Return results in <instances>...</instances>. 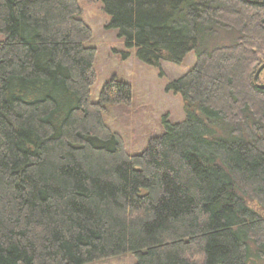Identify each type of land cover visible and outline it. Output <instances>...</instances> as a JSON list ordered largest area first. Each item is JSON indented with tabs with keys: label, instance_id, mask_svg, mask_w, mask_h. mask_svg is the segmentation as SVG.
Returning a JSON list of instances; mask_svg holds the SVG:
<instances>
[{
	"label": "trees",
	"instance_id": "trees-1",
	"mask_svg": "<svg viewBox=\"0 0 264 264\" xmlns=\"http://www.w3.org/2000/svg\"><path fill=\"white\" fill-rule=\"evenodd\" d=\"M150 66L195 62L168 89L184 118L139 153L90 97L95 48L78 0H0V264L264 260V0H99ZM218 31L232 43L212 45Z\"/></svg>",
	"mask_w": 264,
	"mask_h": 264
},
{
	"label": "rangeland",
	"instance_id": "rangeland-1",
	"mask_svg": "<svg viewBox=\"0 0 264 264\" xmlns=\"http://www.w3.org/2000/svg\"><path fill=\"white\" fill-rule=\"evenodd\" d=\"M78 3L80 17L92 32L86 44L95 48L90 97L96 101L103 84L112 78L129 85V100L106 105L101 117L122 137L126 151L139 153L151 137L161 134L163 119L175 122L184 118L181 96L169 90L168 85L192 67L195 53H187L180 64L161 61L159 66L147 65L137 57L136 48H125L117 29L107 28L110 18L99 0H78ZM218 33L212 45H227L236 37L235 32ZM257 82L264 84V69ZM246 201L264 219V211L257 202ZM88 264H134V259L122 254ZM252 264H264V260H253Z\"/></svg>",
	"mask_w": 264,
	"mask_h": 264
},
{
	"label": "water",
	"instance_id": "water-1",
	"mask_svg": "<svg viewBox=\"0 0 264 264\" xmlns=\"http://www.w3.org/2000/svg\"><path fill=\"white\" fill-rule=\"evenodd\" d=\"M264 69V62L260 65V67L258 68L257 72H256V75H258V73ZM260 87L264 88V85H261Z\"/></svg>",
	"mask_w": 264,
	"mask_h": 264
}]
</instances>
